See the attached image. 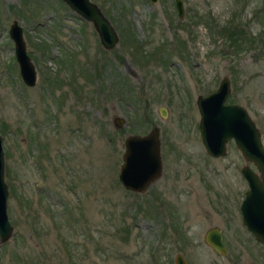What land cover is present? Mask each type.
<instances>
[{"label": "rangeland", "instance_id": "obj_1", "mask_svg": "<svg viewBox=\"0 0 264 264\" xmlns=\"http://www.w3.org/2000/svg\"><path fill=\"white\" fill-rule=\"evenodd\" d=\"M91 1L116 26L110 50L62 0H0V136L13 226L0 264H175L177 253L188 264H230L203 236L236 223L217 199L247 186L246 161L232 140L225 157L206 153L196 100L228 76L227 102L247 109L264 143V0H183L182 20L174 0ZM14 20L37 69L33 87L20 76ZM237 25L235 43L228 33ZM153 125L163 132V173L133 192L118 179L124 141Z\"/></svg>", "mask_w": 264, "mask_h": 264}, {"label": "water", "instance_id": "obj_2", "mask_svg": "<svg viewBox=\"0 0 264 264\" xmlns=\"http://www.w3.org/2000/svg\"><path fill=\"white\" fill-rule=\"evenodd\" d=\"M78 16L90 21L106 49H112L119 41L117 31L113 28L101 8L91 0H62ZM157 4L159 0H149ZM179 18L185 14L183 0H174ZM9 35L14 42L15 58L20 76L25 85L35 86L37 69L28 55L27 43L23 29L17 20L12 21ZM231 93V81L228 76L221 79L218 88L207 94L199 95L196 103L200 113L199 127L206 152L213 157H224L227 144L233 140L246 162L252 163L261 176L248 165L243 169L249 189L242 204L243 222L257 240L264 243V143L262 134L251 118L247 109L236 103H228ZM161 115L166 116L165 109ZM122 119L116 125L122 128ZM158 128L148 135H129L124 141L123 162L120 165L118 179L128 190L142 193L161 174L162 162ZM8 185L5 181V162L2 137L0 136V243L7 242L13 234V226L7 213ZM209 238V237H208ZM213 247L224 249L220 235L216 239H207ZM176 264H187L181 254L176 256Z\"/></svg>", "mask_w": 264, "mask_h": 264}, {"label": "flooded vegetation", "instance_id": "obj_3", "mask_svg": "<svg viewBox=\"0 0 264 264\" xmlns=\"http://www.w3.org/2000/svg\"><path fill=\"white\" fill-rule=\"evenodd\" d=\"M146 1L150 5H155V4H151L149 0H146ZM92 2H94V1H92ZM158 3H159V1H158ZM95 4H97V3H95ZM97 5L99 6V4H97ZM184 9H185V6H184ZM105 16H106V14H105ZM177 17H178V15H177ZM184 17H185V14H184ZM80 18L83 21L90 23L92 28L95 30L94 25L90 21L84 20L82 17H80ZM183 18H179L178 17V19H180V20H182ZM107 19L110 21L111 25L116 30V26L114 24H112V19H110L108 17H107ZM95 32H96V30H95ZM140 46H141L140 49H142L143 46L142 45H140ZM161 49H162L161 50L162 53H165V55L168 54L167 47L161 45ZM177 49H179V47H177ZM143 50H145L144 52H147L149 49L147 48V46H145ZM152 53L155 54L158 59L160 58V56L158 54H156V52H152ZM150 57H151L150 59H152V55ZM154 128H158V130H159L158 131V135H159V139H160V154H161L162 168H161V174L157 178V179H159L162 176V173H163V157H162V149H161L162 148V140H163V136H162L163 132H162V130L160 129L159 126L153 125L148 130V132L146 134H143V136L144 135H148L150 133V131H152ZM198 130H199V133H200L199 125H198ZM200 138H201V134H200ZM201 141H202V139H201ZM202 144H203V142H202ZM209 156L213 157L211 155H209ZM213 158H222V157H213ZM247 165L253 171H255L258 174L259 179H261V176H260L256 166L253 165L252 163L246 162L241 167L240 171H241V175L243 177L244 183L247 186L242 188V190H231V189L227 188L224 192H222L220 194L221 199H217V201L220 202L221 204H223L225 208H228L229 210H231V211H233L235 213L236 223L233 224V225H231V223H230L229 226H225L224 225L225 227L222 226V225L221 226L212 225L211 227H209V228H207L205 230L204 236H203L204 244L207 247H209L216 255H219V256H221L223 258H228L229 255H230V257H232L231 260H230V264H264V243L259 241V240H257L256 237L254 236V234L248 229V227L243 222L242 204H243V202L246 199V192L249 189V184H248V181H247L246 177L243 174V169ZM156 180H154L153 182H155ZM216 209L219 210L218 207H216ZM222 213H224V211H220L219 215L222 214ZM238 219L240 221V226L241 227L238 226V224H239ZM223 220L227 221V222H230L231 221V217L230 216H225V217H223ZM237 222H238V224H237ZM218 235H220V240H221V243H222V245L224 247V249L222 251L217 250L215 247H213L211 245L210 242L207 241V239H210V240L211 239L212 240L216 239V236H218ZM180 236L182 237V235H180ZM234 246H235V248H234ZM178 254H181L184 257V259L186 260V263L188 264V261L185 258V256L182 253H177L176 256ZM176 256H175V259H176ZM175 264H176V261H175Z\"/></svg>", "mask_w": 264, "mask_h": 264}, {"label": "trees", "instance_id": "obj_4", "mask_svg": "<svg viewBox=\"0 0 264 264\" xmlns=\"http://www.w3.org/2000/svg\"><path fill=\"white\" fill-rule=\"evenodd\" d=\"M236 29L234 30V31H231V32H229L228 34H230L231 35V37H232V40H235V43H236V41L238 42H241V39H242V35H239V33H243L244 32V30L242 29V28H240L238 25L235 27ZM232 42V41H231ZM233 43V42H232ZM235 43H233V44H231L230 43V46L231 47H234L233 45H235ZM238 49H239V51L240 52H242V50H244L240 45H238ZM108 136L110 137V135L108 134ZM111 138V137H110ZM72 225V224H71Z\"/></svg>", "mask_w": 264, "mask_h": 264}]
</instances>
